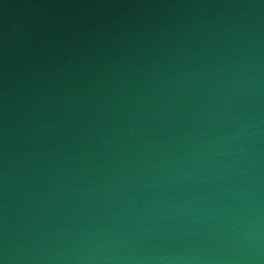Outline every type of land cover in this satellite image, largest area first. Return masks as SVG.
Returning <instances> with one entry per match:
<instances>
[{
  "label": "water",
  "instance_id": "1",
  "mask_svg": "<svg viewBox=\"0 0 264 264\" xmlns=\"http://www.w3.org/2000/svg\"><path fill=\"white\" fill-rule=\"evenodd\" d=\"M0 264H264V0H0Z\"/></svg>",
  "mask_w": 264,
  "mask_h": 264
}]
</instances>
